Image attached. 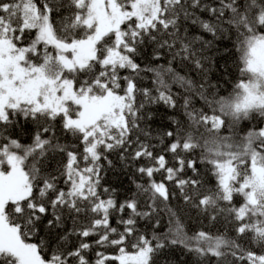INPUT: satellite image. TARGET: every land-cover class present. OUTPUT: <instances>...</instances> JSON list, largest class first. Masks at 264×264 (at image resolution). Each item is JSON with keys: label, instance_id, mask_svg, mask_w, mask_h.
Listing matches in <instances>:
<instances>
[{"label": "snow or ice", "instance_id": "1", "mask_svg": "<svg viewBox=\"0 0 264 264\" xmlns=\"http://www.w3.org/2000/svg\"><path fill=\"white\" fill-rule=\"evenodd\" d=\"M0 264H264V0H0Z\"/></svg>", "mask_w": 264, "mask_h": 264}]
</instances>
